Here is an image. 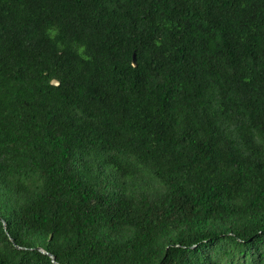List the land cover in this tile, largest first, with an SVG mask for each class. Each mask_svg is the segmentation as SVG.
<instances>
[{"label":"trees","instance_id":"16d2710c","mask_svg":"<svg viewBox=\"0 0 264 264\" xmlns=\"http://www.w3.org/2000/svg\"><path fill=\"white\" fill-rule=\"evenodd\" d=\"M50 255L264 264V0H0V264Z\"/></svg>","mask_w":264,"mask_h":264},{"label":"water","instance_id":"95a60500","mask_svg":"<svg viewBox=\"0 0 264 264\" xmlns=\"http://www.w3.org/2000/svg\"><path fill=\"white\" fill-rule=\"evenodd\" d=\"M134 61H135V57L133 56V63H134ZM41 252L46 253V252L43 251V250H41ZM50 257H51V259H52V262L55 263V259H54V257H53L52 255H50ZM55 264H57V263H55Z\"/></svg>","mask_w":264,"mask_h":264}]
</instances>
